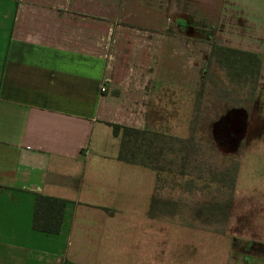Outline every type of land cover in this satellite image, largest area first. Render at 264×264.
Masks as SVG:
<instances>
[{"label":"crops","instance_id":"0c3cea01","mask_svg":"<svg viewBox=\"0 0 264 264\" xmlns=\"http://www.w3.org/2000/svg\"><path fill=\"white\" fill-rule=\"evenodd\" d=\"M177 1L176 18L207 30L209 45L258 56L264 83V0ZM140 7L0 0V264H154L143 234L153 179L138 193L144 168L117 159L111 128L138 118L144 74L175 69L173 34L151 31ZM38 197L65 204L37 219ZM261 232L232 237L224 264H264ZM161 245L159 264H170V243Z\"/></svg>","mask_w":264,"mask_h":264},{"label":"rangeland","instance_id":"374dc122","mask_svg":"<svg viewBox=\"0 0 264 264\" xmlns=\"http://www.w3.org/2000/svg\"><path fill=\"white\" fill-rule=\"evenodd\" d=\"M165 1L139 0L148 6L146 10L140 7L138 15L152 22L149 29L173 34L168 44L175 68L169 74H144L138 118L130 122L132 128L161 138L156 149L145 146L141 151L147 150L149 158L136 157L137 165L145 170L137 171L138 193L153 179L146 205L152 219L143 234L154 241V264L165 254L162 242L170 243V264H224L225 244L232 237L259 239L264 231L262 61L257 76L239 77L240 69L211 58L218 48L209 45L207 30L190 18L180 22L176 18L178 1L170 0L167 6ZM175 18L181 26L179 32L173 24ZM245 54H235L238 65L247 61ZM156 77L157 83H153ZM243 107L251 115L253 112L254 131L237 150L220 149L212 138L214 123L227 111ZM212 242H218L219 248L211 249ZM199 243L202 247L195 248Z\"/></svg>","mask_w":264,"mask_h":264},{"label":"trees","instance_id":"16d2710c","mask_svg":"<svg viewBox=\"0 0 264 264\" xmlns=\"http://www.w3.org/2000/svg\"><path fill=\"white\" fill-rule=\"evenodd\" d=\"M217 48L218 50H213L211 52V58L213 57L218 64L220 63L223 66L232 68L233 70L240 69L237 72L239 77L244 75L249 77L257 76L261 62V59L258 56L252 53L239 51L231 48ZM238 52L246 53L245 57H247V61L240 65H238V60L235 56V54ZM246 59L242 58V60ZM244 72L249 73V75L244 74ZM111 128L113 136L119 139V150L117 159L128 164L137 165L138 163L136 162V157L140 154H142V160H144L146 157L149 158L147 150H145V152H141L143 148H145V146H151L154 150L157 147L156 143L161 142L160 135L157 133H149L148 131H141L129 126L111 125ZM161 152L162 151L160 149L158 155H160ZM141 165H144V163ZM64 204V201H60L57 199L49 197H38L36 198L35 202V218L38 219V216L40 212H42V210L45 211L55 209L59 212L62 210ZM64 264L69 263L65 262Z\"/></svg>","mask_w":264,"mask_h":264},{"label":"flooded vegetation","instance_id":"af4514ba","mask_svg":"<svg viewBox=\"0 0 264 264\" xmlns=\"http://www.w3.org/2000/svg\"><path fill=\"white\" fill-rule=\"evenodd\" d=\"M247 108H233L222 115L212 127V138L222 150L233 152L255 128Z\"/></svg>","mask_w":264,"mask_h":264},{"label":"built area","instance_id":"2783aa9c","mask_svg":"<svg viewBox=\"0 0 264 264\" xmlns=\"http://www.w3.org/2000/svg\"><path fill=\"white\" fill-rule=\"evenodd\" d=\"M105 89L104 88H101V92H103Z\"/></svg>","mask_w":264,"mask_h":264}]
</instances>
